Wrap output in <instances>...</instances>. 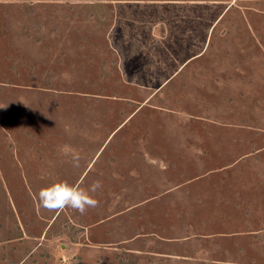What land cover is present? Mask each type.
<instances>
[{
    "label": "rangeland",
    "instance_id": "obj_1",
    "mask_svg": "<svg viewBox=\"0 0 264 264\" xmlns=\"http://www.w3.org/2000/svg\"><path fill=\"white\" fill-rule=\"evenodd\" d=\"M0 264H264V0H0Z\"/></svg>",
    "mask_w": 264,
    "mask_h": 264
},
{
    "label": "clouds",
    "instance_id": "obj_2",
    "mask_svg": "<svg viewBox=\"0 0 264 264\" xmlns=\"http://www.w3.org/2000/svg\"><path fill=\"white\" fill-rule=\"evenodd\" d=\"M73 163L74 167H79L78 155L73 157ZM100 187V181H95L90 191L94 193ZM38 203L40 207L48 211L60 212L70 208L83 215L89 208L97 207L99 202L89 195L88 190L71 185L67 181L58 180L40 189Z\"/></svg>",
    "mask_w": 264,
    "mask_h": 264
}]
</instances>
